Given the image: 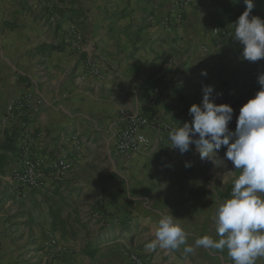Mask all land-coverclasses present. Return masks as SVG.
I'll use <instances>...</instances> for the list:
<instances>
[{
	"label": "crops",
	"instance_id": "0c3cea01",
	"mask_svg": "<svg viewBox=\"0 0 264 264\" xmlns=\"http://www.w3.org/2000/svg\"><path fill=\"white\" fill-rule=\"evenodd\" d=\"M237 18L215 0H0V264H129L124 244L113 243L130 233L160 249L150 245L163 215L177 218L195 249L182 252L233 264L226 249L195 247L197 238H217L216 208L239 175L226 146L211 160L194 145L181 154L164 128L191 122L190 107L211 85L215 103L233 108L235 131L264 74V59L237 58ZM215 27L231 35H214ZM29 93L34 99L9 114ZM122 110L157 122L132 157L114 148ZM22 150L45 162L66 158L72 170L62 179L46 170V186L17 201L11 174ZM49 238L58 245L45 248Z\"/></svg>",
	"mask_w": 264,
	"mask_h": 264
},
{
	"label": "clouds",
	"instance_id": "9594fccd",
	"mask_svg": "<svg viewBox=\"0 0 264 264\" xmlns=\"http://www.w3.org/2000/svg\"><path fill=\"white\" fill-rule=\"evenodd\" d=\"M246 9L232 24L233 39L242 45V58L249 62L264 59V19L252 16L253 0H244ZM202 75H207L202 71ZM260 90L239 111L235 131L228 127L233 108L215 103L214 88L203 86L202 103L189 109L191 122L169 132L171 148L181 154L194 145L202 160H211L226 146L225 159L239 175L234 180L230 197L218 204L214 223L216 239L203 236L195 240V247L227 250L233 264H257L264 258V74L258 77ZM217 95H222L218 93ZM191 164L186 162L185 167ZM184 251L187 233L173 215H163L155 229V241L150 247Z\"/></svg>",
	"mask_w": 264,
	"mask_h": 264
},
{
	"label": "built area",
	"instance_id": "2783aa9c",
	"mask_svg": "<svg viewBox=\"0 0 264 264\" xmlns=\"http://www.w3.org/2000/svg\"><path fill=\"white\" fill-rule=\"evenodd\" d=\"M176 20H182V13L179 11ZM168 22V18L166 19ZM213 34L217 36H229L231 32L215 27L213 29ZM236 42V41H235ZM237 58L241 59L242 55V45L237 42ZM85 67L90 71V73L96 77H99L100 70L93 60H88ZM160 90L155 89L152 93V100L155 101L159 96ZM34 99L33 94H27L22 100H17L8 106V112L11 114L18 109H22L25 103L32 101ZM36 104L42 105V101L37 100ZM120 117L123 120V125L121 126L115 141L114 148L117 153L126 157H132L138 154L141 150L149 146V139L146 135V130L156 127V120H150L142 113H130L125 110L120 111ZM167 132H170L174 128L171 126H166L164 128ZM72 164L66 158H58L45 162L42 159H36L28 151L22 150L21 163L14 167L11 179L15 186V199L17 201L24 200L28 196L29 189H40L46 186L45 181V171L50 170L53 172L56 179L65 178L72 170ZM58 245V240L56 238L46 239L44 242V247L52 249ZM129 259L132 264H148L143 258L138 254H130Z\"/></svg>",
	"mask_w": 264,
	"mask_h": 264
},
{
	"label": "rangeland",
	"instance_id": "374dc122",
	"mask_svg": "<svg viewBox=\"0 0 264 264\" xmlns=\"http://www.w3.org/2000/svg\"><path fill=\"white\" fill-rule=\"evenodd\" d=\"M237 17H239V15H237ZM131 235L132 234L130 233L124 234V237L120 239L121 242L112 241L114 242L112 246L124 244L122 251H123V254L126 256V258H129V255L134 253V254H138L148 264H203L202 261L192 257L191 255L186 254L184 251L182 252L179 248L176 250H171L172 254H175L176 256L173 257V259H170L171 254L168 253L166 249L160 248V249H155L154 251L150 250L148 248H145V245H142V244L139 245L138 242H136L135 244L134 240L132 241L129 239ZM76 236L78 235L75 234L73 237H76ZM134 236H138V235L135 233ZM122 240H123V243H122ZM176 251H178V253H176ZM143 252H145V255L143 254ZM62 261H65V260H62ZM77 264H80V263L77 262ZM122 264H126V263L122 262ZM257 264H264V258L258 259Z\"/></svg>",
	"mask_w": 264,
	"mask_h": 264
},
{
	"label": "trees",
	"instance_id": "16d2710c",
	"mask_svg": "<svg viewBox=\"0 0 264 264\" xmlns=\"http://www.w3.org/2000/svg\"><path fill=\"white\" fill-rule=\"evenodd\" d=\"M224 10L235 13L236 15H241L246 9V4L244 0H215ZM254 7L252 9L251 15L258 16L262 10L264 0H253ZM96 250L88 251L89 254H94Z\"/></svg>",
	"mask_w": 264,
	"mask_h": 264
}]
</instances>
